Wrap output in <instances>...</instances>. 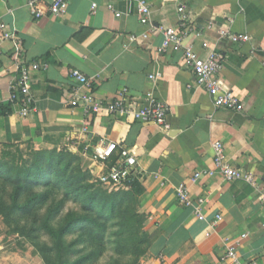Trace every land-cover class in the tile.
<instances>
[{
  "label": "crops",
  "instance_id": "crops-1",
  "mask_svg": "<svg viewBox=\"0 0 264 264\" xmlns=\"http://www.w3.org/2000/svg\"><path fill=\"white\" fill-rule=\"evenodd\" d=\"M149 4L150 24L145 26L127 0H68L63 17L40 20L31 16L27 0H0V21L16 36L14 43L0 44V153L16 145L64 147L94 179L107 167L91 160L93 147L100 141L124 145L135 156L133 188L140 191L142 212L155 229L151 259L159 256L157 264H227L220 257L227 244L238 240L237 264H264V0L187 3L194 25L203 29L202 39L223 57L218 80L240 100V113L214 109L180 53L158 52L162 36L156 29L176 26L178 0ZM223 32L249 40L230 43L222 39ZM192 42L199 51L201 40ZM31 62L47 68L31 73L33 103L21 117L9 102V86L17 67ZM71 70L86 76L102 99L126 89L141 105L151 92L168 109L166 127L72 108ZM215 142L222 144L229 164L257 178L255 187L219 176L193 179L195 172L212 167ZM116 156L117 151L110 163ZM180 186L193 199L205 200L204 220L177 202ZM216 215L220 219L212 227ZM9 240L0 218V264H42L12 241L7 245Z\"/></svg>",
  "mask_w": 264,
  "mask_h": 264
},
{
  "label": "built area",
  "instance_id": "built-area-1",
  "mask_svg": "<svg viewBox=\"0 0 264 264\" xmlns=\"http://www.w3.org/2000/svg\"><path fill=\"white\" fill-rule=\"evenodd\" d=\"M134 6V12L141 25L150 24L151 8L150 0H127ZM188 0H178L177 24L170 27H159L156 29L162 36V43L158 52L167 51L180 53L186 68L194 77L195 85L203 88L209 95L214 109H222L235 113L242 111V103L234 94L222 89L218 80L219 71L222 68L223 57L214 49L209 47L206 40L202 39L203 29L196 27L193 20L187 12ZM95 4L91 9L94 10ZM27 8L34 20H40L46 17H63L68 8V0H27ZM107 10L114 13L116 17L120 14L115 12L112 5H107ZM145 36V35H143ZM222 39L230 43H240L249 40V37L241 34L223 32ZM193 39H200V50L193 48ZM16 40L15 31L8 28L0 21V44L3 42L14 43ZM19 45V44H18ZM46 64L31 62L24 63L17 67V75L9 86V102L16 105L18 114L21 117L27 116L31 111L33 97L30 94L29 82L32 72L44 70ZM69 77L73 80L74 88L71 92L69 105L72 108L82 109L85 115L106 112L109 115H117L124 119H133L140 122H151L159 127H166L167 107L156 100L151 92H147L143 104L139 105L130 99L126 89H121L111 100L102 99L97 96L94 86L81 72L77 70L69 71ZM117 151L115 163H110L113 153ZM213 157L212 167L210 169L195 172L193 179L200 177L219 176L223 181L232 182L243 180L249 185L255 187L257 178L252 174L241 172L240 169L228 163L223 153V147L220 142L212 145ZM91 160L102 163L107 167L105 173L96 176V181L105 190L112 192L119 189H126L136 177V159L130 149L124 145L100 141L92 149ZM177 202L187 208H191L197 220H204L203 208L205 200L203 198L193 199L187 188L180 186L175 189ZM220 219L216 215L212 227ZM246 235H241L244 239ZM236 240L226 245L224 254L220 257L221 263L237 264V246Z\"/></svg>",
  "mask_w": 264,
  "mask_h": 264
},
{
  "label": "trees",
  "instance_id": "trees-1",
  "mask_svg": "<svg viewBox=\"0 0 264 264\" xmlns=\"http://www.w3.org/2000/svg\"><path fill=\"white\" fill-rule=\"evenodd\" d=\"M36 156L42 157L40 154ZM40 163L41 167L43 161L39 160ZM41 170H44V175L32 180V176L36 175L33 173L26 180H20V184L10 191L3 186L0 187V217L8 228L7 232L21 233L39 253L43 264H83L90 258L99 256L101 245L104 244L103 235L98 233L93 226L99 225L97 221L100 219V213H97L95 217L84 214V212L91 211L89 203L82 205V213L68 211L64 216L62 213L64 204L69 198L73 197L74 200L82 201L86 197L99 193L93 185L87 183V172L81 171L75 155L64 152H53L47 165L41 167ZM24 181L30 183L26 186L23 185ZM135 182L136 180L133 179L129 188H133ZM35 189L40 190L38 192ZM5 194L8 203L4 200ZM115 196L110 197L102 192L99 193V198L107 204L104 205L108 208L107 210H113L116 207ZM109 198L112 199L111 202ZM42 209H45V213L41 217L38 213ZM20 220L24 221L23 225H19ZM73 223L77 224V227H71ZM72 229L76 231L78 237L75 241L66 244L64 235L69 234V230ZM42 231L45 235L51 236L56 250L39 244V234ZM78 244L81 247L74 248ZM90 248L91 251H89ZM61 252L69 254L77 252L81 256L73 262H61Z\"/></svg>",
  "mask_w": 264,
  "mask_h": 264
},
{
  "label": "rangeland",
  "instance_id": "rangeland-1",
  "mask_svg": "<svg viewBox=\"0 0 264 264\" xmlns=\"http://www.w3.org/2000/svg\"><path fill=\"white\" fill-rule=\"evenodd\" d=\"M53 152H64L75 155L64 147L54 150H46L27 144L5 148L0 153V187L3 186V188H6L7 191H10L11 189H14L17 184H20V180H26V178H29V176L33 173L36 175L32 176V180L37 177H41L44 175V170H41V167L47 165V162L51 158V154ZM36 154H40L42 157L39 158ZM75 157L78 159L81 171L87 172L88 174L87 183L93 185L95 190H98L99 193L102 192L110 197L116 195L114 198L116 207L113 210H107L108 208L104 207V205L107 204L99 198V193L86 197L82 201H78V199L74 200L72 197L64 204L62 210L63 216L68 211L82 213V205L85 203H89L91 205V211L88 213L84 212V214L95 217L97 213H100V219L97 221L99 225L93 226V228L98 233H102L104 244L101 245V250L99 249L101 251L99 256H94L83 264H157V260L161 261L159 256L155 257L153 260L149 255V248L151 240L155 235V229L149 222L146 214L142 212V196L140 191L136 188L129 187L112 192L105 190L98 184L96 178L93 179L90 172L83 168L84 165H82L79 157L77 155H75ZM39 160L43 161L41 167ZM29 183V181H24L23 185L27 186ZM39 190L40 189H35V191L38 192ZM5 198V202L8 203L6 194ZM111 201L112 199L109 198V202ZM44 213L45 209H42L38 214L42 217L44 216ZM0 218L2 219V217ZM18 223L19 225H23L24 221L20 220ZM3 225L6 229H8L4 223ZM71 227H77V224L73 223ZM69 232V234L67 233L64 235L66 244L71 241H75L78 237L74 229L69 230ZM7 236L10 239L7 242V245L10 244V241H12L17 250L23 253H29L30 256L37 258L42 263L39 253L33 248V246L30 245L29 241L25 239L21 233H10V231H8ZM38 240L40 245H46L52 250H56L51 236L48 234L45 235L43 231L40 232ZM80 247L81 246L78 244L74 248ZM89 251H91V248ZM78 256H81V254L77 252H74L73 254L61 252L60 261L73 262V260Z\"/></svg>",
  "mask_w": 264,
  "mask_h": 264
}]
</instances>
